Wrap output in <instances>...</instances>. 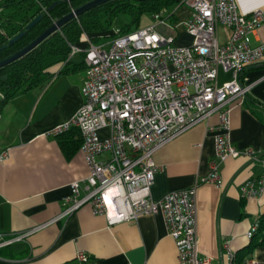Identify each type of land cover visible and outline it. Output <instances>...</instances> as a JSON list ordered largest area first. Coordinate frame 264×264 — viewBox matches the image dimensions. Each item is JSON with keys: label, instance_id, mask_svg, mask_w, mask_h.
Wrapping results in <instances>:
<instances>
[{"label": "built area", "instance_id": "obj_1", "mask_svg": "<svg viewBox=\"0 0 264 264\" xmlns=\"http://www.w3.org/2000/svg\"><path fill=\"white\" fill-rule=\"evenodd\" d=\"M178 3L190 11L183 21L170 24L164 18L167 12L161 11L150 15L151 22L144 27L138 25L126 33L116 28L105 43L88 39L83 50V102L68 119L47 131L52 136L72 128L79 131L88 174L70 184L67 206L54 221L85 204L94 214H103L108 224L161 214L179 264H211V258L200 256L197 249L198 185L220 186L219 165L228 157L244 155L259 160L262 173L243 183L242 197H254L263 188L264 159L259 157L260 151L252 146H233L229 129L232 103L237 100L242 104L251 86L244 84L243 71L264 60V39L252 44V36L264 23V9L246 14L237 0ZM179 27L191 36V43H178ZM219 27L228 31L224 41ZM219 70L229 72L231 79L219 84ZM263 79L264 73L254 83ZM213 114L217 115L215 125L209 124ZM200 121H207V131L214 132L210 173L189 188L154 199L151 188L160 167L153 153ZM102 130H106L104 135ZM258 224L256 220L246 231L247 240ZM43 226L9 237L0 234V247ZM220 253L225 264L235 263L236 251L230 240L220 243ZM75 259L78 264H98L82 250L76 252ZM241 264L260 263L246 256Z\"/></svg>", "mask_w": 264, "mask_h": 264}, {"label": "crops", "instance_id": "obj_2", "mask_svg": "<svg viewBox=\"0 0 264 264\" xmlns=\"http://www.w3.org/2000/svg\"><path fill=\"white\" fill-rule=\"evenodd\" d=\"M243 13L264 9L261 0H237ZM176 21L190 15L187 7L175 11ZM148 23V22H147ZM228 31L219 27L221 40ZM89 36L82 35L71 46L66 61L49 68L50 77L41 86L22 93L0 107V234L5 237L45 225L23 239L0 247V264H78L75 254L84 251L98 264H179L173 239L161 214L142 215L134 220L108 224L103 214H94L85 204L72 214L54 221L66 208L70 184L84 179L87 164L79 150L66 160L58 140L47 133L68 119L81 105L85 79L84 48ZM264 39V23L252 36V44ZM178 43L192 38L179 27ZM105 43L101 39L97 43ZM264 60L243 71L244 84H250L248 98L234 101L230 115L229 138L233 146H252L264 159ZM231 74L219 70V84ZM217 123L213 114L209 124ZM200 121L169 140L153 153L160 167L151 188L152 197L189 188L211 171L214 158V132ZM103 135L106 130H102ZM259 160L244 155L228 157L219 165L220 186L211 183L197 187L198 253L211 258V264H225L220 243L230 240L238 251L249 240L246 231L264 212L262 190L244 198L241 186L261 176ZM264 238V229L261 231ZM247 256L264 264V242Z\"/></svg>", "mask_w": 264, "mask_h": 264}, {"label": "trees", "instance_id": "obj_3", "mask_svg": "<svg viewBox=\"0 0 264 264\" xmlns=\"http://www.w3.org/2000/svg\"><path fill=\"white\" fill-rule=\"evenodd\" d=\"M88 1L0 0V47L6 44V47L0 51V60L26 46L54 21ZM178 1L110 0L68 20L26 54L0 67V107L10 99L43 85L50 77L49 68L66 61L71 52V46L79 41L82 35L87 34L93 43L114 36L111 33L112 25L115 18L121 14L131 18L130 24L119 28L121 33L131 31V25L136 28L142 16L161 11L167 12L164 18H173L176 21L169 7L178 4ZM38 15H41V18L31 28L26 29ZM21 31H24V35L12 44H8V41ZM247 98L248 94L245 99ZM55 137L66 160L71 159L81 146V135L75 128ZM258 221V228L248 244L236 251L234 264H241L243 258L257 245L263 244L264 238L261 231L264 229V212L259 216Z\"/></svg>", "mask_w": 264, "mask_h": 264}, {"label": "water", "instance_id": "obj_4", "mask_svg": "<svg viewBox=\"0 0 264 264\" xmlns=\"http://www.w3.org/2000/svg\"><path fill=\"white\" fill-rule=\"evenodd\" d=\"M107 1H110V0H89L88 2L84 3L83 5L75 8L73 11H70L68 14H66L62 18L54 21L47 29H45L43 32H41L37 37H35L26 46H24L20 50L16 51L12 55H10V56H8V57H6L4 59H1L0 60V67H3L5 65H7V64H9V63H11L13 61H15L16 59H18L19 57L23 56L24 54H26L32 48H34L35 46H37L44 38H46L47 36H49L54 31L58 30L68 20L73 19V18H76L80 14H82L83 12H85V11H87V10H89V9L97 6V5L103 4V3L107 2ZM40 18H41V15H38L36 18H34L27 25L26 29L31 28ZM23 35H24V31L19 32L17 35H15L13 38H11L8 41V44H12L13 42H15L16 40H18ZM5 47H6V44L2 45L0 47V51L2 49H4Z\"/></svg>", "mask_w": 264, "mask_h": 264}, {"label": "rangeland", "instance_id": "obj_5", "mask_svg": "<svg viewBox=\"0 0 264 264\" xmlns=\"http://www.w3.org/2000/svg\"><path fill=\"white\" fill-rule=\"evenodd\" d=\"M180 7H182V5H179V3L174 4V5L169 7V10L171 12H175ZM130 21H131V18L128 15H125V14L118 15L113 22L111 32H113L116 28H121L125 24H130ZM167 21L171 24V23H173L174 20H173V18H171V19H168ZM147 22L148 23L151 22V16L150 15L142 16L140 23H139L140 27H144L147 24ZM134 29H135V26L131 25V30H134Z\"/></svg>", "mask_w": 264, "mask_h": 264}, {"label": "clouds", "instance_id": "obj_6", "mask_svg": "<svg viewBox=\"0 0 264 264\" xmlns=\"http://www.w3.org/2000/svg\"><path fill=\"white\" fill-rule=\"evenodd\" d=\"M261 3H264V0H261Z\"/></svg>", "mask_w": 264, "mask_h": 264}]
</instances>
